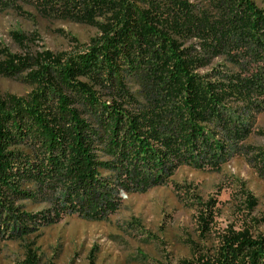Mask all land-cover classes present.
Masks as SVG:
<instances>
[{"label": "trees", "instance_id": "obj_1", "mask_svg": "<svg viewBox=\"0 0 264 264\" xmlns=\"http://www.w3.org/2000/svg\"><path fill=\"white\" fill-rule=\"evenodd\" d=\"M35 1L43 15L93 26L98 36L75 53L3 51L1 76L34 70L23 78L32 86L24 98H0V238L26 237L61 216L100 220L119 191L164 185L180 166L225 162L237 136L233 107L250 105L259 85L197 71L208 55L264 62V9L253 0H195L200 8L192 0ZM190 38L200 53L183 47ZM38 200L51 215L24 211L22 202ZM17 264L37 260L27 249ZM180 264H264V244L231 232L211 259Z\"/></svg>", "mask_w": 264, "mask_h": 264}, {"label": "rangeland", "instance_id": "obj_2", "mask_svg": "<svg viewBox=\"0 0 264 264\" xmlns=\"http://www.w3.org/2000/svg\"><path fill=\"white\" fill-rule=\"evenodd\" d=\"M253 1L264 9V4ZM35 2L8 0L6 6L0 7V61L3 51L27 59L42 52L75 53L97 38L95 27L43 15ZM191 2L200 8V2ZM201 44L193 38L183 41V47L192 46L196 53H200ZM208 56L203 59L205 67L197 71L199 75L213 79L218 72L251 76L259 85L250 105L233 107L231 131L236 129L237 136L231 137L225 162L217 169L180 166L164 185L145 190L132 188L128 194L119 191L116 209L100 220L61 216L26 237H1L0 264L22 262L27 249L33 252L37 264L206 261L215 256L224 236L242 231L251 240L264 244V165L258 155L264 151V62L241 52L237 62L225 54ZM32 70L29 67L14 78L0 75V98H24L32 86L23 78ZM130 86L136 89L131 83ZM97 90L106 100L108 92ZM21 204L28 213L45 211L51 215L52 206L47 201ZM203 217L205 226L200 220Z\"/></svg>", "mask_w": 264, "mask_h": 264}]
</instances>
